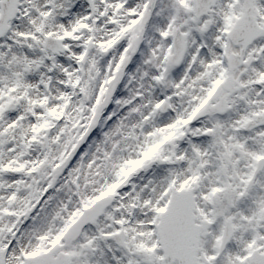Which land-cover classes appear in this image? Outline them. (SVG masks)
Masks as SVG:
<instances>
[{"label": "snow or ice", "instance_id": "6c2138e0", "mask_svg": "<svg viewBox=\"0 0 264 264\" xmlns=\"http://www.w3.org/2000/svg\"><path fill=\"white\" fill-rule=\"evenodd\" d=\"M0 264H264V0H0Z\"/></svg>", "mask_w": 264, "mask_h": 264}]
</instances>
